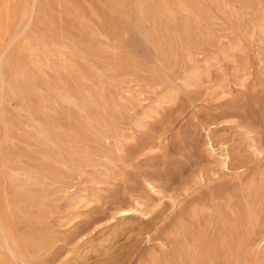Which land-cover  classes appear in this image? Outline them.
<instances>
[{"label": "rangeland", "instance_id": "374dc122", "mask_svg": "<svg viewBox=\"0 0 264 264\" xmlns=\"http://www.w3.org/2000/svg\"><path fill=\"white\" fill-rule=\"evenodd\" d=\"M0 264H264V0H0Z\"/></svg>", "mask_w": 264, "mask_h": 264}, {"label": "bare ground", "instance_id": "6f19581e", "mask_svg": "<svg viewBox=\"0 0 264 264\" xmlns=\"http://www.w3.org/2000/svg\"><path fill=\"white\" fill-rule=\"evenodd\" d=\"M9 250V249H8ZM10 252V251H9Z\"/></svg>", "mask_w": 264, "mask_h": 264}]
</instances>
